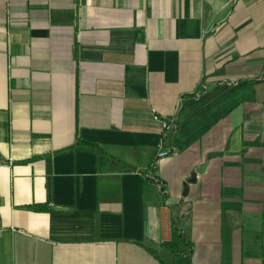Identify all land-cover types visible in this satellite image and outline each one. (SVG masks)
I'll return each mask as SVG.
<instances>
[{
    "label": "crops",
    "instance_id": "0c3cea01",
    "mask_svg": "<svg viewBox=\"0 0 264 264\" xmlns=\"http://www.w3.org/2000/svg\"><path fill=\"white\" fill-rule=\"evenodd\" d=\"M160 260L264 264V0H0V264Z\"/></svg>",
    "mask_w": 264,
    "mask_h": 264
},
{
    "label": "trees",
    "instance_id": "16d2710c",
    "mask_svg": "<svg viewBox=\"0 0 264 264\" xmlns=\"http://www.w3.org/2000/svg\"><path fill=\"white\" fill-rule=\"evenodd\" d=\"M168 141H169V136L167 134L162 136L163 143L168 142ZM78 142L81 145H83L84 148L94 152L96 155L98 156L104 155V152L96 144L89 143L84 140H79ZM180 218H181V214L179 212L177 214H172V217L170 220V227L174 234V239L170 241H165L162 244L165 245L170 250V252L175 253V254H184L186 256L190 252V242L185 236L184 230L181 227V224H179L178 220ZM160 262L161 264H165L161 260Z\"/></svg>",
    "mask_w": 264,
    "mask_h": 264
},
{
    "label": "water",
    "instance_id": "95a60500",
    "mask_svg": "<svg viewBox=\"0 0 264 264\" xmlns=\"http://www.w3.org/2000/svg\"><path fill=\"white\" fill-rule=\"evenodd\" d=\"M204 167V163L195 168L191 173L187 174L181 182L180 196L185 197L188 191V184H192L195 180V175L200 173Z\"/></svg>",
    "mask_w": 264,
    "mask_h": 264
},
{
    "label": "built area",
    "instance_id": "2783aa9c",
    "mask_svg": "<svg viewBox=\"0 0 264 264\" xmlns=\"http://www.w3.org/2000/svg\"><path fill=\"white\" fill-rule=\"evenodd\" d=\"M153 119H159L158 116H156L155 114L152 115ZM161 127H162V131L167 130L169 127V124L165 121V120H161L159 119ZM170 153V149L169 148H163L162 146L158 147V150L156 151V158L162 157V156H166Z\"/></svg>",
    "mask_w": 264,
    "mask_h": 264
},
{
    "label": "rangeland",
    "instance_id": "374dc122",
    "mask_svg": "<svg viewBox=\"0 0 264 264\" xmlns=\"http://www.w3.org/2000/svg\"><path fill=\"white\" fill-rule=\"evenodd\" d=\"M168 130V129H167ZM164 131H166V130H164ZM162 157H164V156H162ZM160 158V157H159Z\"/></svg>",
    "mask_w": 264,
    "mask_h": 264
}]
</instances>
